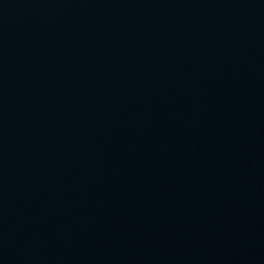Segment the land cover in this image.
Returning <instances> with one entry per match:
<instances>
[{
    "label": "water",
    "instance_id": "1",
    "mask_svg": "<svg viewBox=\"0 0 264 264\" xmlns=\"http://www.w3.org/2000/svg\"><path fill=\"white\" fill-rule=\"evenodd\" d=\"M0 264H264V0H0Z\"/></svg>",
    "mask_w": 264,
    "mask_h": 264
}]
</instances>
